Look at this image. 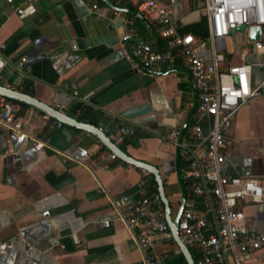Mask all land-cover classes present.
<instances>
[{"label":"crops","instance_id":"obj_1","mask_svg":"<svg viewBox=\"0 0 264 264\" xmlns=\"http://www.w3.org/2000/svg\"><path fill=\"white\" fill-rule=\"evenodd\" d=\"M24 1L0 0L1 82L18 92L28 82V96L97 128L110 142L118 127H132L133 134L117 147L156 168L173 218L180 196L175 165L182 167L178 145L186 141L196 102L185 58L178 54L170 71L130 66L125 56L134 44L165 50L155 26L135 12L132 2L32 0L35 14L18 19L14 8ZM93 5L98 11L91 10ZM201 7V0H174L171 10L180 33L200 44L197 55L208 62L211 48ZM223 54L225 66L251 65L253 87L262 81L244 30L225 39ZM21 57L39 59L25 65L19 76L13 65ZM21 112L37 143L32 147L0 127V264H139L141 255L129 248V233L112 220L117 214L112 201L126 200L118 210L124 215L147 173L111 160L108 150L85 131L57 128L55 120L42 119L30 107ZM208 124L209 119L201 120L203 133ZM176 129L180 133L168 137ZM225 137L224 174L253 177L262 190L259 204L237 207L247 229L264 234V93L238 109ZM182 184L187 191L188 184ZM203 205L201 199L193 200L196 212ZM155 250L175 254L169 245ZM243 264H264V246Z\"/></svg>","mask_w":264,"mask_h":264},{"label":"built area","instance_id":"obj_2","mask_svg":"<svg viewBox=\"0 0 264 264\" xmlns=\"http://www.w3.org/2000/svg\"><path fill=\"white\" fill-rule=\"evenodd\" d=\"M117 1L132 2L135 12L152 22L165 44L163 52L148 50L141 43L134 44L125 56L130 66L153 73L170 71L180 54L186 60V69L195 90L196 102L189 115L186 141L178 145L182 160L180 176L188 184V189L176 224L177 237L188 252L193 251V264H243L250 253L264 246V234L247 229L244 215L237 206L259 204L262 190L253 177L224 174L225 136L238 109L264 93V40L250 43L258 57L255 65L263 72L262 81L255 87L251 85V65L225 66L223 51L225 39L236 28L243 27L245 37L249 27L264 29V0H201L206 41L211 48L208 62L197 55L200 44L194 45L191 35L180 33V24L171 10L174 0H169L168 4L157 0ZM5 2L11 4L12 0ZM91 10L98 11V8L93 5ZM14 13L18 19L33 16L32 0H25L15 7ZM71 49L76 50L75 46ZM26 62L27 58L21 57L14 63L13 69L19 76L23 74ZM3 65L0 60V70ZM0 86L9 88L1 79ZM67 87L62 86L63 89ZM71 94L75 96L76 91ZM48 118L42 115V119ZM203 119H209L206 133L200 126ZM0 127L10 137H21L30 141L32 147L36 146L37 140L28 131L26 116L19 105L3 97H0ZM56 127L61 124L56 122ZM179 133L180 130L176 129L168 137L175 138ZM132 134V127L120 126L111 143L117 147L124 137ZM109 158L115 159L112 154ZM142 187L143 182L139 184L138 198L124 215L118 210L126 200L112 201V207L117 211L112 220L120 221L129 233V248L141 255L139 264H167L169 251H156V247L169 245L175 253L178 249L164 220L157 193L144 196ZM196 198L204 202L200 212H196L193 206Z\"/></svg>","mask_w":264,"mask_h":264},{"label":"water","instance_id":"obj_3","mask_svg":"<svg viewBox=\"0 0 264 264\" xmlns=\"http://www.w3.org/2000/svg\"><path fill=\"white\" fill-rule=\"evenodd\" d=\"M107 4H108V2H107ZM243 30H244L243 27H238L235 29V31H240V32H242ZM260 39L264 40V29L261 30L259 27H249L247 29L246 41L248 43L256 42ZM37 59H39V58H34L33 60L27 61L25 65H27L30 61H34ZM0 97L6 98L8 100L14 101V102L19 103V104L26 105L30 108H33L36 111L40 112L41 114L47 115L49 118L55 120L56 122L60 123L61 125L73 127V128H76V129H79V130H82V131H85V132L91 134L102 144V146H104L108 150V152L110 154L114 155V157L117 160H119L122 163H125L129 166H133L134 168H138V169L146 172L147 174L151 175L153 177V180H154L155 185H156V193H157L159 200L161 202V205L163 207L164 220L167 224L169 232L171 233L172 241L175 244V246L177 247L178 252L182 255L185 263L186 264H193V261L190 257L188 250L186 249V247H184L181 244V242L179 241V239L177 237V232H176V224H177V220H178L180 213H181V210H182V206H183V202H184V196H185V192H186L183 188V184H182V180H181V176H180V170L178 168L177 163L175 165V173H176V177H177L178 187L180 190V196H179V202H178L176 214L173 218H170V216H169V210H170L169 204H168L166 197L163 194L161 179H160L158 172L154 166L147 164V163H144V162H141V161H138V160H135V159L131 158L130 156L126 155L118 147L114 146L110 142V140L102 132H100L97 128L92 127V126L87 125V124H84V123H81V122H77V121L67 117L66 115L58 112L57 110L51 108L50 106H47L41 102H38L37 100H35L34 98H32L26 94H23L21 92H18V91L9 89V88H5L3 86H0ZM191 112H192V110L189 112V115ZM177 159H178V156H177V151H176V161H177Z\"/></svg>","mask_w":264,"mask_h":264},{"label":"trees","instance_id":"obj_4","mask_svg":"<svg viewBox=\"0 0 264 264\" xmlns=\"http://www.w3.org/2000/svg\"><path fill=\"white\" fill-rule=\"evenodd\" d=\"M28 86H29L28 82H23L22 88L20 89V92L23 93V94L29 95V93L27 91ZM17 104L19 105L21 110H23L25 108H29L26 105L19 104V103H17ZM38 113L41 114L40 112H38ZM41 115H43V114H41ZM179 166L181 167V163L179 164ZM184 183H185V185L187 184L186 182H184ZM142 191H143V195L144 196H149L151 194H156L155 182L153 180V177L151 175H149V174H147V178L143 182ZM189 253H190L191 257H192V261L195 262V257L193 256V251L189 250ZM167 264H186V263H185L182 255L179 252L175 253V254L172 253V252H168Z\"/></svg>","mask_w":264,"mask_h":264},{"label":"rangeland","instance_id":"obj_5","mask_svg":"<svg viewBox=\"0 0 264 264\" xmlns=\"http://www.w3.org/2000/svg\"><path fill=\"white\" fill-rule=\"evenodd\" d=\"M173 215V212H171V216Z\"/></svg>","mask_w":264,"mask_h":264}]
</instances>
